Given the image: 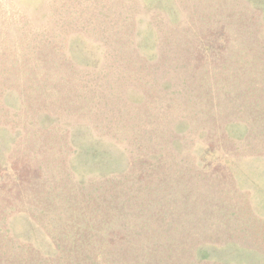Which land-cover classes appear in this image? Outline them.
Masks as SVG:
<instances>
[{
	"label": "rangeland",
	"instance_id": "374dc122",
	"mask_svg": "<svg viewBox=\"0 0 264 264\" xmlns=\"http://www.w3.org/2000/svg\"><path fill=\"white\" fill-rule=\"evenodd\" d=\"M0 264H264V0H0Z\"/></svg>",
	"mask_w": 264,
	"mask_h": 264
}]
</instances>
